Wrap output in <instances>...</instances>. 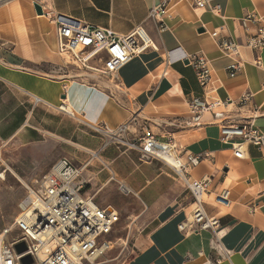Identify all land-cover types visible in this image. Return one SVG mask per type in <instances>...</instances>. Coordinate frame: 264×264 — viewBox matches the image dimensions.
Wrapping results in <instances>:
<instances>
[{
  "label": "crops",
  "instance_id": "obj_1",
  "mask_svg": "<svg viewBox=\"0 0 264 264\" xmlns=\"http://www.w3.org/2000/svg\"><path fill=\"white\" fill-rule=\"evenodd\" d=\"M159 1L0 0V81L7 90L0 95V140H54L63 147V157L76 165L88 163L82 171L89 179L84 195L92 196L89 185L103 191L115 179L131 188L133 194L122 208L130 213L131 251L119 264H264V149L248 145L245 158H237L232 144L220 140L224 124H254L264 130V49L246 46L242 22L251 13L264 17V0H213L212 6H221L219 12H197L190 0L176 1L165 30L149 18ZM36 3L119 35L143 27L157 48L135 56L117 78L99 75L59 54L56 25L36 12ZM220 37L242 45L244 65L234 77L227 70L231 59L219 48ZM184 53H203L210 60L207 88L181 58ZM247 91L254 94L251 103L232 102L207 112L200 125L186 123L190 100H237ZM63 103L75 114L59 108ZM254 105L259 106L256 113ZM129 121L127 140L150 130L160 140L174 138L183 157L208 156L188 173L193 179L211 178L204 202L209 214L220 219L217 235L211 229H180L194 197L171 167L159 160L143 161L137 150L122 148L126 146L105 147L106 135L94 129L115 131ZM225 188L231 193L228 208L215 201V194ZM97 204L120 213L113 239L121 222L119 205Z\"/></svg>",
  "mask_w": 264,
  "mask_h": 264
},
{
  "label": "built area",
  "instance_id": "obj_2",
  "mask_svg": "<svg viewBox=\"0 0 264 264\" xmlns=\"http://www.w3.org/2000/svg\"><path fill=\"white\" fill-rule=\"evenodd\" d=\"M176 1L180 0H160L150 9L149 18L157 22L160 30L167 29L165 19L170 15L171 4ZM212 1L190 0L197 12L207 9L219 12L221 6H212ZM43 11L56 25L59 54L70 58L72 64L102 76L117 78L120 69L135 56L148 48H157L151 36L140 26L126 35H119L109 28L93 26L52 11ZM242 22L247 31L246 46L253 50H263L264 17L251 13ZM250 27H253L252 31ZM218 45L231 59L227 66L230 76H236L244 65L242 45L236 39L228 37H220ZM181 58L194 68L199 85L207 88L212 78L211 62L207 56L203 53H184ZM255 63L261 65L260 60ZM253 96L251 91H247L237 100L228 97L224 101L209 104L200 98H194L188 102L191 119L186 123L200 125L207 112L232 102L247 105L252 102ZM258 110L259 106L254 105V113ZM221 115L216 113L217 117ZM130 127L129 121L115 131H107L100 126H95L94 129L108 138L105 147L110 144L123 145L137 150L143 161L159 160L171 167L194 197L189 214L180 224V229L185 232L211 229L217 235L220 219L209 214L204 202L211 178L205 176L193 179L188 173L189 168L198 166L208 156L187 153L183 157L178 152L174 138L160 140L150 130H145L133 139L124 140L121 136L126 135ZM220 140L232 144L235 157L245 158L248 145L264 149V130L254 124H224ZM87 164L76 165L70 158L61 157L44 176L39 188L28 189L14 222L1 233L4 239L0 242V264H24L23 258L28 255L32 257L30 264H98L114 248L115 241L111 235L120 220V213L112 206L102 208L95 202L94 196L84 195L87 182L82 171ZM118 189L125 196L133 194L125 182L119 181ZM230 195L229 189L218 191L215 194L217 205L230 207ZM21 242L27 248L19 253L16 245Z\"/></svg>",
  "mask_w": 264,
  "mask_h": 264
},
{
  "label": "rangeland",
  "instance_id": "obj_3",
  "mask_svg": "<svg viewBox=\"0 0 264 264\" xmlns=\"http://www.w3.org/2000/svg\"><path fill=\"white\" fill-rule=\"evenodd\" d=\"M6 89L0 81V95L6 94ZM10 91L8 96L10 98ZM41 108V107H40ZM48 108V106H47ZM125 135L121 136L124 140ZM108 140L107 137H105ZM118 145V144H112ZM123 145H121L122 147ZM127 149V147H122ZM63 147L57 145L54 140H41L30 144H21L16 140L4 143L0 140V234L9 227L20 211L21 201L26 196L28 189L39 188L44 176L50 171L54 163L63 157ZM86 182L89 179L85 178ZM118 179L113 180V186L99 191L98 186L89 185L90 195L96 198V202L102 205L114 204L121 210V222L118 232L113 236L114 248L103 256L98 264H119L131 251V236H128L130 228V213L122 209L131 196L123 195L118 189ZM109 194L112 196L109 198ZM110 200V202H105ZM132 211V207H129ZM137 222V221H136ZM139 225H144L145 220H138ZM137 230L136 227L134 229ZM13 234L9 236L11 239ZM129 237V238H128ZM127 243L128 245H126Z\"/></svg>",
  "mask_w": 264,
  "mask_h": 264
},
{
  "label": "water",
  "instance_id": "obj_4",
  "mask_svg": "<svg viewBox=\"0 0 264 264\" xmlns=\"http://www.w3.org/2000/svg\"><path fill=\"white\" fill-rule=\"evenodd\" d=\"M35 9H36V12L38 14H40V15L44 14L43 8L40 4L36 3ZM16 248H17V251L19 253H21V252L25 251L27 247H26L24 242H21V243L16 245ZM23 261H24V264H30V263H32V257L30 255H28V256L23 258Z\"/></svg>",
  "mask_w": 264,
  "mask_h": 264
},
{
  "label": "bare ground",
  "instance_id": "obj_5",
  "mask_svg": "<svg viewBox=\"0 0 264 264\" xmlns=\"http://www.w3.org/2000/svg\"><path fill=\"white\" fill-rule=\"evenodd\" d=\"M57 106V105H56ZM59 108L61 109H65L67 110L68 112L70 111L73 112L75 114V112L73 111V109L69 106V105H66L65 103H63ZM171 162H173L172 159H170ZM4 239V236L0 234V242Z\"/></svg>",
  "mask_w": 264,
  "mask_h": 264
}]
</instances>
